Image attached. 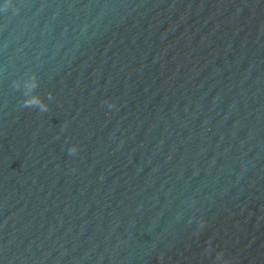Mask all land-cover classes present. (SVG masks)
<instances>
[{"label": "water", "instance_id": "obj_1", "mask_svg": "<svg viewBox=\"0 0 264 264\" xmlns=\"http://www.w3.org/2000/svg\"><path fill=\"white\" fill-rule=\"evenodd\" d=\"M0 264H264V0H0Z\"/></svg>", "mask_w": 264, "mask_h": 264}]
</instances>
